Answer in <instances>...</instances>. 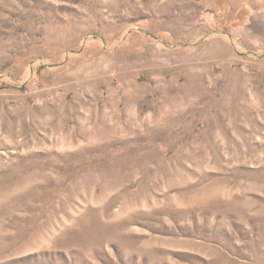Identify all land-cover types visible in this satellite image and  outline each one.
<instances>
[{
  "label": "rangeland",
  "instance_id": "obj_1",
  "mask_svg": "<svg viewBox=\"0 0 264 264\" xmlns=\"http://www.w3.org/2000/svg\"><path fill=\"white\" fill-rule=\"evenodd\" d=\"M0 264H264V0H0Z\"/></svg>",
  "mask_w": 264,
  "mask_h": 264
}]
</instances>
